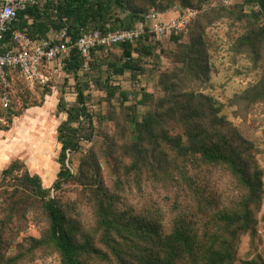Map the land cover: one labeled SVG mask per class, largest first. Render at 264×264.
Here are the masks:
<instances>
[{
	"label": "trees",
	"instance_id": "16d2710c",
	"mask_svg": "<svg viewBox=\"0 0 264 264\" xmlns=\"http://www.w3.org/2000/svg\"><path fill=\"white\" fill-rule=\"evenodd\" d=\"M247 5L253 9L244 13ZM221 7L230 12L239 10V19L251 18L252 26L238 44L242 50H250L258 63L264 49V0H243ZM150 12L145 7L131 6L128 0H48L28 5L19 13L13 28L25 30L34 38L66 29L75 44L91 31L132 28ZM183 33H171L168 38L179 42ZM194 39L198 43L199 38ZM161 42L149 24L135 42L94 48L90 69L117 48L123 62H111L114 72L136 73L144 69L142 57L153 55ZM194 42L183 50L181 61L189 74L208 80L206 56L201 45L194 47ZM62 61L63 69L79 79L85 61L79 48L74 46ZM96 83L106 89L109 101L120 90L107 80L97 79ZM259 87L260 82L251 90L256 95L252 103L264 100V90L259 92ZM85 88L86 84L79 82L75 104L67 106L64 98L58 103L67 118L58 127L60 169L53 185L44 187L41 177L29 171L17 174L24 168L18 160L2 172L4 180L14 179V183L11 190L5 188L0 193V247H4L5 236L14 226L27 221V213L35 214L46 225L41 237L20 243L14 256L0 252V264L34 260L39 252L56 253L59 264H236L242 237L249 234L254 241L257 236L256 213L263 202L264 174L242 148L235 130L219 116L220 106L202 101L189 103L173 94L140 118L138 104L154 99L149 92L138 104L124 106L120 115L111 105L104 117L117 120V135L102 131L103 155L93 149L82 159L79 172L73 174L66 164L68 150L78 151L84 137L94 139ZM177 88L174 85L167 91L174 93ZM120 94L128 99L127 92ZM243 95L236 97V103L244 99ZM11 106L3 110L10 112ZM101 157L115 160L119 169L118 177L108 185L99 163ZM205 171L209 172L207 179ZM217 180L221 184L215 190L211 182ZM72 185L84 190L82 201L92 212L89 223L79 218V203L64 200L63 192ZM134 185L141 192L147 186L154 187L162 200L156 203L153 195L141 194V199L146 200L141 211H135L121 194L127 186ZM239 264H264V258Z\"/></svg>",
	"mask_w": 264,
	"mask_h": 264
},
{
	"label": "rangeland",
	"instance_id": "374dc122",
	"mask_svg": "<svg viewBox=\"0 0 264 264\" xmlns=\"http://www.w3.org/2000/svg\"><path fill=\"white\" fill-rule=\"evenodd\" d=\"M133 7H145L151 11L163 14L167 20L176 18L179 11L186 7L194 8L197 13L190 25L183 30L181 41L175 42L165 36L153 55L143 56L141 64L143 70L136 73L125 71L123 74L115 73L111 62L121 64V52L113 48L109 57L102 59L88 71H82L79 79L63 69V61L56 60L49 69L50 81L47 87L29 89L25 84L18 86L10 112L0 108V193L5 188L12 189L14 179L4 180L3 170L15 160L23 163V169L16 172L21 175L25 171L37 174L43 181V186L49 188L53 185L60 169L59 153L61 143L58 140V127L67 118V114L58 109L60 99L64 98L67 106L77 101V85L86 84L85 93L88 94V110L93 116L94 139L83 138L78 151L67 152V167L73 174L79 172L82 159L93 149L100 156L103 132L117 135L118 122L106 116L111 105L116 107V115L122 113L124 106L138 104L143 94L149 92L154 99L146 104H138L139 117L154 111L161 99H168L176 95L179 100L184 99L189 103L212 102L220 106L219 116L224 117L227 125L235 130L237 138L242 141V148L251 154L257 166L264 174V100L255 101V93L251 90L260 82L259 92L264 90V49L261 50V60L255 63L254 55L247 49H241L238 39L252 26L251 18L239 19L240 11L230 12L229 8L221 7L239 4L243 0H128ZM188 2V3H187ZM168 4L171 6L166 7ZM166 9H163L165 8ZM252 5L244 7L243 12L248 13ZM131 9H129L130 11ZM122 16H126L125 13ZM198 37V43L194 42ZM201 40V43H200ZM196 47L201 45V50L206 56L209 67V79L195 78L186 71L184 62L181 61L183 50L188 49V44ZM191 42V43H190ZM183 60V58H182ZM108 81L109 85L119 87L116 95L108 100V93L101 88L96 80ZM178 85L173 91L168 87ZM120 91L128 93V99L123 98ZM245 94V95H243ZM243 95L244 99L236 103V97ZM182 131V129H178ZM103 178L108 185L118 177L117 163L113 159L101 157L99 160ZM206 172V179L209 172ZM228 180L229 178L226 177ZM229 181V180H228ZM264 182V175H263ZM215 190L220 188L221 181L211 182ZM145 185V184H144ZM83 192V193H82ZM52 189V195H54ZM66 202H77L78 216L82 221L89 223L92 219L90 207L82 201L84 190L79 185H72L64 192ZM123 200L141 211L144 200L141 194H151L156 197V203L161 201L160 194L152 186L145 187L143 192L134 187L127 186L121 193ZM149 199V197H146ZM3 198L0 195V206ZM83 203V204H82ZM27 221L19 226H14L5 236L4 247L0 252L5 256H14L18 253L20 243H26L30 237L39 238L42 235L45 221L38 220L33 213H27ZM257 236L253 241L249 234L242 237L236 264L252 258H264V197L256 213ZM34 260L26 258L20 264H59L58 255H42L39 252Z\"/></svg>",
	"mask_w": 264,
	"mask_h": 264
},
{
	"label": "built area",
	"instance_id": "2783aa9c",
	"mask_svg": "<svg viewBox=\"0 0 264 264\" xmlns=\"http://www.w3.org/2000/svg\"><path fill=\"white\" fill-rule=\"evenodd\" d=\"M48 0H0V108H8L19 85L29 89L44 88L50 81L52 62L69 55L74 46L81 51L85 61L84 71L90 69L92 51L97 46L135 42L149 24L159 38L185 30L197 11L186 7L176 18L167 20L163 14L151 11L145 19L128 29L95 30L84 34L74 44L66 29L52 30L47 36L34 38L25 30L13 28L19 13L28 5ZM230 3V0H224Z\"/></svg>",
	"mask_w": 264,
	"mask_h": 264
}]
</instances>
